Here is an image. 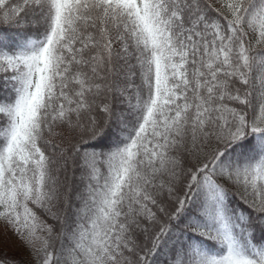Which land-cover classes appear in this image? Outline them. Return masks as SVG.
<instances>
[{
	"label": "snow or ice",
	"instance_id": "1",
	"mask_svg": "<svg viewBox=\"0 0 264 264\" xmlns=\"http://www.w3.org/2000/svg\"><path fill=\"white\" fill-rule=\"evenodd\" d=\"M0 264H264V0H0Z\"/></svg>",
	"mask_w": 264,
	"mask_h": 264
},
{
	"label": "rangeland",
	"instance_id": "2",
	"mask_svg": "<svg viewBox=\"0 0 264 264\" xmlns=\"http://www.w3.org/2000/svg\"><path fill=\"white\" fill-rule=\"evenodd\" d=\"M5 240L7 241V248H9V249L20 248V249L24 250L22 245H21V242L12 233V231L7 230L5 232L3 222H0V241H5ZM0 246L5 247V245L3 243H0Z\"/></svg>",
	"mask_w": 264,
	"mask_h": 264
},
{
	"label": "trees",
	"instance_id": "3",
	"mask_svg": "<svg viewBox=\"0 0 264 264\" xmlns=\"http://www.w3.org/2000/svg\"><path fill=\"white\" fill-rule=\"evenodd\" d=\"M3 249H4V246H0V250H3ZM7 251L9 252L10 255H12V254H16L18 252H24L25 250H22L20 248H14V249L7 248Z\"/></svg>",
	"mask_w": 264,
	"mask_h": 264
}]
</instances>
